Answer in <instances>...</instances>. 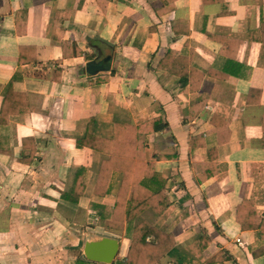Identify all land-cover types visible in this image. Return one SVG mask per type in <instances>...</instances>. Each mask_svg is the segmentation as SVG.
<instances>
[{
  "label": "crops",
  "instance_id": "obj_1",
  "mask_svg": "<svg viewBox=\"0 0 264 264\" xmlns=\"http://www.w3.org/2000/svg\"><path fill=\"white\" fill-rule=\"evenodd\" d=\"M262 18L264 0H0V264H76L86 235L125 257L89 208L114 203L89 196L102 156L75 146L115 118H161L144 156L169 206L139 218L174 238L157 264H264V45L247 40ZM99 47L113 72L89 75ZM82 167L85 196L61 200Z\"/></svg>",
  "mask_w": 264,
  "mask_h": 264
},
{
  "label": "trees",
  "instance_id": "obj_2",
  "mask_svg": "<svg viewBox=\"0 0 264 264\" xmlns=\"http://www.w3.org/2000/svg\"><path fill=\"white\" fill-rule=\"evenodd\" d=\"M160 1L165 4V0ZM247 40L264 45V18L260 20L255 31H248ZM220 41L221 47L217 52V58L220 59L226 51L228 52L230 46L235 47L238 44L234 39ZM107 71L113 72L109 69ZM199 73L200 80L205 75H214L211 71ZM107 81L108 74L105 73L94 80L91 78L88 83L93 85ZM254 92L250 89L248 95ZM250 101L247 99V102ZM160 121L161 118H154L146 124L135 125L115 118L111 137L103 138L90 130V124H93L91 119L84 137L75 144L77 148L86 147L102 156L91 183L89 196L113 197L114 203L112 206L91 203L89 208L104 221L107 229L123 232L124 237L130 241L125 257L115 264H157L175 245L171 234L158 230L154 224L139 220L147 210H151L157 219H160L169 206V200L163 192L165 179L144 156L147 136ZM32 154L31 151L30 156ZM23 160L25 162L24 158L21 159ZM90 176L88 168L76 169L70 189L62 192L60 199L78 204L85 196ZM76 264L99 263L86 260L80 252Z\"/></svg>",
  "mask_w": 264,
  "mask_h": 264
},
{
  "label": "water",
  "instance_id": "obj_3",
  "mask_svg": "<svg viewBox=\"0 0 264 264\" xmlns=\"http://www.w3.org/2000/svg\"><path fill=\"white\" fill-rule=\"evenodd\" d=\"M104 46L111 52V48L107 44H104ZM111 59L112 55L99 47L96 57L85 65L87 74L95 75L107 71ZM118 243L115 238L105 236L94 238L86 235L81 250L82 255L86 260L93 263L112 264L117 254Z\"/></svg>",
  "mask_w": 264,
  "mask_h": 264
},
{
  "label": "bare ground",
  "instance_id": "obj_4",
  "mask_svg": "<svg viewBox=\"0 0 264 264\" xmlns=\"http://www.w3.org/2000/svg\"><path fill=\"white\" fill-rule=\"evenodd\" d=\"M101 227H102V226H100V225L98 226V228H101Z\"/></svg>",
  "mask_w": 264,
  "mask_h": 264
}]
</instances>
